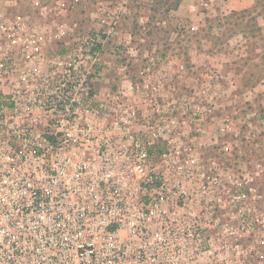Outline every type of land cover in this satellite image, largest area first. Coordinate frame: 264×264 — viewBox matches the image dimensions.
<instances>
[{
	"label": "built area",
	"instance_id": "obj_1",
	"mask_svg": "<svg viewBox=\"0 0 264 264\" xmlns=\"http://www.w3.org/2000/svg\"><path fill=\"white\" fill-rule=\"evenodd\" d=\"M9 3L0 264H264V210L225 167L231 125L207 121L210 103L161 98L151 68L110 86V31L73 33L64 5L46 22Z\"/></svg>",
	"mask_w": 264,
	"mask_h": 264
},
{
	"label": "rangeland",
	"instance_id": "obj_2",
	"mask_svg": "<svg viewBox=\"0 0 264 264\" xmlns=\"http://www.w3.org/2000/svg\"><path fill=\"white\" fill-rule=\"evenodd\" d=\"M6 1L46 22L64 5L57 20L75 34L110 31V86L151 68L161 98L206 99L207 121L231 125L225 167L252 179L264 210V0H40L44 16Z\"/></svg>",
	"mask_w": 264,
	"mask_h": 264
}]
</instances>
